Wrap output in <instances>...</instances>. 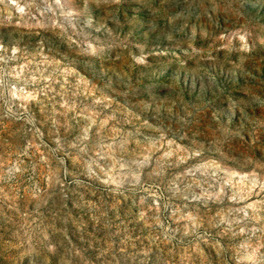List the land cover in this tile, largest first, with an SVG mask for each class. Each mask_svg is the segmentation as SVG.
Listing matches in <instances>:
<instances>
[{
  "label": "rangeland",
  "instance_id": "374dc122",
  "mask_svg": "<svg viewBox=\"0 0 264 264\" xmlns=\"http://www.w3.org/2000/svg\"><path fill=\"white\" fill-rule=\"evenodd\" d=\"M0 264H264V0H0Z\"/></svg>",
  "mask_w": 264,
  "mask_h": 264
}]
</instances>
